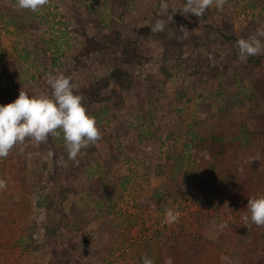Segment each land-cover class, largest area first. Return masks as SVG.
<instances>
[{
	"label": "rangeland",
	"instance_id": "1",
	"mask_svg": "<svg viewBox=\"0 0 264 264\" xmlns=\"http://www.w3.org/2000/svg\"><path fill=\"white\" fill-rule=\"evenodd\" d=\"M166 2L173 22L153 33L160 0H51L40 13L0 0V105L62 72L102 132L78 164L58 166L67 153L51 137L0 159V264H264V227L239 222L264 194V54L242 62L236 47L264 28V0L200 18ZM178 199L202 209L164 223Z\"/></svg>",
	"mask_w": 264,
	"mask_h": 264
},
{
	"label": "clouds",
	"instance_id": "2",
	"mask_svg": "<svg viewBox=\"0 0 264 264\" xmlns=\"http://www.w3.org/2000/svg\"><path fill=\"white\" fill-rule=\"evenodd\" d=\"M51 0H15V8L40 13L50 5ZM227 0H184L181 14H192L197 18L202 17L210 8L222 11ZM160 8L167 13V21L156 19L151 26V32H163L166 23L173 22L172 13L166 0H160ZM180 36L188 37L190 31L181 26ZM264 28L257 29L248 38H239L236 41L238 57L242 62H247L250 56L264 54ZM46 83L49 92L29 94L23 88L19 96L11 103L0 105V159L7 158L14 149L24 153L29 147L39 148L48 144L49 138L62 139L67 160L64 155L56 158L58 166H66L68 161L79 163L77 159L83 149L96 145L102 139V132L97 119L90 115L83 101L85 97L74 90L72 77L58 72L49 73ZM29 158L33 155L47 161L55 157L52 150L46 153L27 152ZM7 181L0 179V191L7 188ZM180 217V212L166 208L163 222L175 223ZM245 226L254 224L264 227V194L249 197L245 215L242 217ZM142 264H155V261L144 255ZM164 264H172V259L167 258Z\"/></svg>",
	"mask_w": 264,
	"mask_h": 264
},
{
	"label": "built area",
	"instance_id": "3",
	"mask_svg": "<svg viewBox=\"0 0 264 264\" xmlns=\"http://www.w3.org/2000/svg\"><path fill=\"white\" fill-rule=\"evenodd\" d=\"M173 209L180 212L179 218L182 219V218H185L186 216H188L189 212L193 213L196 211H200L202 209V207L199 205H196V204H191L190 202H186L182 199H178V200H176ZM235 217H238V215H236ZM228 221L230 222L231 220L229 219ZM239 222L244 223V220L242 219V217L241 218L239 217Z\"/></svg>",
	"mask_w": 264,
	"mask_h": 264
},
{
	"label": "crops",
	"instance_id": "4",
	"mask_svg": "<svg viewBox=\"0 0 264 264\" xmlns=\"http://www.w3.org/2000/svg\"><path fill=\"white\" fill-rule=\"evenodd\" d=\"M218 232H219V234L217 233V235L215 236L216 240H218V237H219V236L222 237V233H220L221 231H218ZM226 232H228V231H226ZM226 234L231 235L230 233H226ZM226 234L224 233V236H225L224 239L228 242L229 245H228L225 241L223 242V244H224L228 249L231 250V247H232V245H233L234 243H231V241H230V239H229V236L226 235ZM216 240H215V241H216ZM241 246H242V245H241ZM206 250H207V249H204L203 251H200V252L205 254V253H206ZM245 252H246V250H243V251H242L243 255L238 257L239 259L237 260V262L241 261V259L243 258V256H245V255L247 254V253L244 254ZM230 253H231V252H230ZM225 258H226V257H225ZM225 258H224V259H225ZM223 263H226V261L223 260Z\"/></svg>",
	"mask_w": 264,
	"mask_h": 264
},
{
	"label": "trees",
	"instance_id": "5",
	"mask_svg": "<svg viewBox=\"0 0 264 264\" xmlns=\"http://www.w3.org/2000/svg\"><path fill=\"white\" fill-rule=\"evenodd\" d=\"M101 84H102V85H105V84H106V80H105V81H102Z\"/></svg>",
	"mask_w": 264,
	"mask_h": 264
}]
</instances>
